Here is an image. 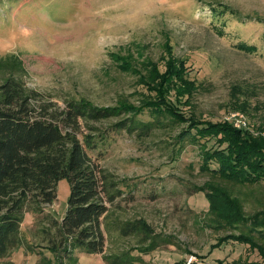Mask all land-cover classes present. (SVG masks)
Returning <instances> with one entry per match:
<instances>
[{"label": "rangeland", "instance_id": "obj_1", "mask_svg": "<svg viewBox=\"0 0 264 264\" xmlns=\"http://www.w3.org/2000/svg\"><path fill=\"white\" fill-rule=\"evenodd\" d=\"M172 3L174 9L158 11L146 26L110 50L98 71L62 65L56 87L40 93L52 97L59 106L64 97L84 98L101 107L125 104L145 120L152 118L150 113L169 112V118L177 120L179 126L160 128L147 139L125 133L110 135L112 142L97 161L126 179L121 190L127 194L133 189L134 196L132 201H117L113 214L122 221L142 219L156 234L172 237L174 245L161 246L149 254L134 252L140 258L135 264H217V260L229 264L245 259L251 250L234 242L222 244L224 237L239 231L224 225L223 213L216 205L228 207L229 216H234V202L246 215L264 210V180L248 185L234 180L222 183L206 169L203 155L227 146L220 135H201L181 154L172 149L177 150L174 139L184 122H212L237 129L234 122L239 118L246 126L238 130L264 137L257 124L264 122V0ZM71 7L72 0H0V16L42 24L49 18L61 20ZM212 8L216 9L213 13ZM39 38L46 43L44 29ZM251 49L256 51L250 53ZM43 50L22 48L15 56L24 66L28 88L29 74ZM173 152L177 155L170 160ZM91 156L99 157L95 152ZM208 166L210 170L217 168L212 161ZM208 183L222 186L228 196L210 189ZM197 186L206 187L200 192ZM56 190L47 212L60 220L69 195L67 181H59ZM35 226L36 216L25 215L20 225L24 240H29ZM105 238L106 253L137 245L133 237L120 238L112 230ZM76 256L79 264H105L101 254ZM45 257L53 260L47 251L35 255L20 248L1 262L40 264ZM248 259L260 260L255 252Z\"/></svg>", "mask_w": 264, "mask_h": 264}, {"label": "trees", "instance_id": "obj_2", "mask_svg": "<svg viewBox=\"0 0 264 264\" xmlns=\"http://www.w3.org/2000/svg\"><path fill=\"white\" fill-rule=\"evenodd\" d=\"M215 10L212 8V13ZM25 75L18 57L0 58V264L20 248L30 254L47 251L52 255L53 260L45 257L40 264H79L76 253L101 254L105 264H135L140 258L134 252L149 254L161 246L174 245L171 236L156 234L142 219L122 221L120 216L115 217L116 202L132 201L133 189L124 193L121 187L126 179L104 169L97 160L110 146V135L125 133L147 139L160 128L179 126L177 120L170 119L164 110L150 113L152 118L145 120L125 104L101 107L84 98L64 97L59 106L49 95L30 91L24 83ZM184 123L174 139L177 150L172 151L181 154L201 135H220L227 146L203 155L206 169L222 183L234 180L248 185L264 180V137H253L226 124ZM257 124L263 132L264 122ZM92 152L99 157L93 158ZM176 153L169 154L170 160ZM210 161L217 164L216 169L210 170ZM61 180L67 181L69 195L58 220L47 207L56 199ZM205 187L197 186L196 191ZM207 187L221 196L226 194L222 186L208 183ZM216 206L223 213L224 225L239 231L224 237L222 244L234 242L251 250L245 259L229 264H264V244L260 242L264 241V228H259L264 227V210L246 215L234 202V216H229L228 207ZM27 214L36 216V226L30 238L27 235L29 240H24L20 225ZM111 230L120 238L133 237L137 245L106 253L105 235ZM254 252L259 261L248 259ZM216 263L225 264L222 260Z\"/></svg>", "mask_w": 264, "mask_h": 264}, {"label": "clouds", "instance_id": "obj_3", "mask_svg": "<svg viewBox=\"0 0 264 264\" xmlns=\"http://www.w3.org/2000/svg\"><path fill=\"white\" fill-rule=\"evenodd\" d=\"M166 8H175L172 0H72L61 20L36 24L0 16V58L18 56L22 48L43 47L27 83L30 91L40 93L56 87L62 65L98 71L110 50ZM41 29L47 33L46 43L39 38Z\"/></svg>", "mask_w": 264, "mask_h": 264}, {"label": "built area", "instance_id": "obj_4", "mask_svg": "<svg viewBox=\"0 0 264 264\" xmlns=\"http://www.w3.org/2000/svg\"><path fill=\"white\" fill-rule=\"evenodd\" d=\"M237 118H238V116H237ZM234 126L237 129H242L246 126V123H245V121L238 118L237 122H234Z\"/></svg>", "mask_w": 264, "mask_h": 264}]
</instances>
